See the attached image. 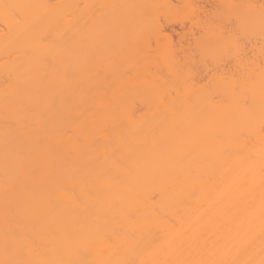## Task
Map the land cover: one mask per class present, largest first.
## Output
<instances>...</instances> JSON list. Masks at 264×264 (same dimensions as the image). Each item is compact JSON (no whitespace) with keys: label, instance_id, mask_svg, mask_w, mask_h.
<instances>
[{"label":"bare ground","instance_id":"obj_1","mask_svg":"<svg viewBox=\"0 0 264 264\" xmlns=\"http://www.w3.org/2000/svg\"><path fill=\"white\" fill-rule=\"evenodd\" d=\"M240 31L264 0H0V264H264Z\"/></svg>","mask_w":264,"mask_h":264},{"label":"rangeland","instance_id":"obj_2","mask_svg":"<svg viewBox=\"0 0 264 264\" xmlns=\"http://www.w3.org/2000/svg\"><path fill=\"white\" fill-rule=\"evenodd\" d=\"M180 11H181V10H180ZM189 11H190V10H189ZM178 12H179V11H178ZM187 12H188V11L180 12L181 14H180V13H177V15H176L175 17L182 18V19H183V18H185V19H189V18L192 17V14H190L189 12L187 13ZM185 13H186V14H185ZM189 16H190V17H189ZM186 22H187V23H186L187 25L185 24V29L189 28V26H190V22H188V20H186ZM174 28L178 29L179 31H181V29H182V27L179 26V25H175ZM244 29H245V28H244ZM248 29H249V28H248ZM151 31H152V30H151ZM153 31H154V30H153ZM242 31H243V30H242ZM242 31H240L239 34H238L239 42H240V44H242V45L239 47L240 49H242L241 51L246 50V51H244V52H246V55H248V57H250V56L252 57L253 55H255V54H253V53L258 52V53H256V56H255V57H259V58H261L260 56H261V54H263L262 51L264 50V46H263V39H264V38H262L261 35H260V36L254 35L253 32H252V34H248L247 31H246V33L242 32ZM244 31H245V30H244ZM195 32H196V31H195ZM250 32H251V31H250ZM242 33H244V34H242ZM154 34H155V33H154ZM195 34L198 35V32H196ZM245 34H246V35H245ZM247 34H248V35H247ZM239 35H241L243 38H241ZM252 35H254V36H252ZM151 36H152V35H151ZM247 36H248V37H247ZM246 37H247V38H246ZM252 37H253V38H252ZM153 38H155V36H154V37L152 36V39H153ZM244 38H245V40H244ZM255 38H257V39L255 40ZM250 39H251V41H250ZM258 40H259V41H258ZM153 41H154V40H153ZM248 41H249V42H252V41H253L252 43H256L258 46L256 47V46L254 45L256 48H255L254 46H251V47H250V46H248V45L251 44V43H248ZM154 42H155V41H154ZM153 44H155V43H153ZM261 46H262V47H261ZM231 47H232V46H231ZM231 47H230V50H231ZM233 47H234V46H233ZM235 47H236V46H235ZM252 48L255 49V52H253L254 49H252ZM258 48H260V49H258ZM232 49H234V48H232ZM243 49H244V50H243ZM228 50H229V48H228ZM252 50H253V51H252ZM256 50H257V51H256ZM249 51H250V52H249ZM259 51H260V53H259ZM198 52H199V51H198ZM231 52H232V51H231ZM244 52H243V53H244ZM263 52H264V51H263ZM199 54H200V53H199ZM258 54H259L260 56H258ZM207 55H208V54H207ZM226 55H227V54H226ZM226 55H222V56H221L222 58H218V59H216V58H214L215 56H213V57H211V56H207V57H204V58H203V57H202L203 55H200V56L198 55V56H197V54H196V57H198V58L200 57L201 60L204 59L203 62L205 61V64L207 63L208 66L210 67L209 69H207V71H208L207 73H205V72H206L205 69L207 68L206 66H205V67H206L205 69L201 70V71H203L204 74H205V75H203L204 78H205V76L208 77V76L210 75V73L212 74V73H213V70H215V71H218V70L220 71V70H221V68H220L221 64H220V63L223 61L222 59H225V62L227 61V65H229V66H226V68L229 67V69L234 70L233 68H234V65L237 63V60H236V62H234L235 59H234L233 56L230 57V55L228 54V55H229V58H227L228 55H227V56H226ZM223 56L226 57L227 59L224 58ZM201 57H202V58H201ZM210 57H211L212 59H209ZM205 58H206V60H205ZM207 58H208V59H207ZM200 59H199V61H201ZM214 59H215L216 61H215ZM229 59H230V60H229ZM232 59H233V60H232ZM217 60L220 61V63H219ZM221 60H222V61H221ZM231 60H232V61H231ZM197 61H198V60H197ZM212 61H213V63H214V61H215L214 65H213ZM216 62H217V63H216ZM231 63H232L233 65H232ZM201 64H202V61H201ZM218 64H219V65H218ZM225 64H226V63H225ZM202 65H203V64H202ZM202 65H201V68H200V69L204 68ZM210 65H211L212 67H211ZM216 65H217V66H216ZM231 65H232V66H231ZM216 67H217V68H216ZM215 68H216V69H215ZM218 68H220V69H218ZM211 69H212V70H211ZM227 69H228V68H227ZM204 70H205V71H204ZM215 71H214V72H215ZM208 73H209V74H208ZM207 75H208V76H207ZM203 81H204V83H205V80H203ZM206 81H207V79H206ZM207 82H208V81H207Z\"/></svg>","mask_w":264,"mask_h":264}]
</instances>
